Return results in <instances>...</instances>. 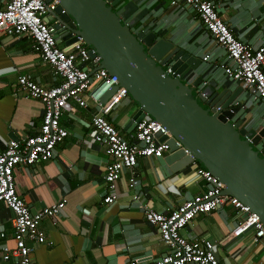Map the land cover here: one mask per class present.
<instances>
[{
	"label": "crops",
	"instance_id": "crops-1",
	"mask_svg": "<svg viewBox=\"0 0 264 264\" xmlns=\"http://www.w3.org/2000/svg\"><path fill=\"white\" fill-rule=\"evenodd\" d=\"M7 0H0V7ZM134 1L147 15L134 28L154 30L166 41L173 42L201 60V72L207 74L205 82L215 78L227 83L232 90L240 89L237 99L243 126L264 130V103L254 93L228 79L219 64L226 59L222 48L202 25L196 12L183 2L172 5L170 0ZM235 36L242 42L258 47L264 44V0H211ZM159 37V38H160ZM67 48L73 41L59 39ZM205 57H209L205 60ZM29 74L43 87L59 85L49 64L33 51L26 36L0 33V152L12 140H24L38 133L42 124L44 106L38 99L27 97L18 85V77ZM193 78L183 81L192 87ZM88 107L75 105V113L64 114L61 124L69 132L57 146L55 156L48 161L14 168L17 193L35 212L65 199L64 209L54 218H45L41 228L46 234L45 244H31V258L36 264H127L136 259L140 264H152L168 251L159 230L145 220L144 209L152 208L168 213L185 200L201 194L207 183L196 173L202 167L191 163L172 172L163 157H140L133 172L138 185L131 189V170H124L117 183L118 198L105 204L107 194L103 182L109 156L94 141L92 117L103 105L88 100ZM208 107L206 102H200ZM139 105L129 96L114 107L109 119L129 141L134 140L136 126L130 124L138 113ZM264 149V139L257 146ZM178 163V162H177ZM139 196L138 200L134 195ZM13 213L0 203V264H16L15 259L5 261L1 246L15 247ZM245 218V214L231 204H224L209 214L196 216L182 231L189 240H210L221 264H264V238L254 242V231L239 236L232 231ZM1 233L5 236L1 237Z\"/></svg>",
	"mask_w": 264,
	"mask_h": 264
},
{
	"label": "built area",
	"instance_id": "built-area-1",
	"mask_svg": "<svg viewBox=\"0 0 264 264\" xmlns=\"http://www.w3.org/2000/svg\"><path fill=\"white\" fill-rule=\"evenodd\" d=\"M178 2L185 3L196 12L202 25L226 51V59L219 64L226 77L236 81L241 87L250 89L254 98L264 103V44L253 47L239 40L211 0H170L172 5ZM57 5L56 0L50 3L44 0H7L0 7V33L26 36L33 51L61 78L59 85L43 87L29 74L18 77L20 90L27 97L40 100L44 112L37 134L22 141L12 140L0 152V203L5 204L13 213L15 241L14 248L1 246L2 258L5 261L14 258L16 264H36L31 258V244L47 242L41 222L45 218L56 217L67 201L63 199L33 212L17 193L14 168L45 162L55 156L57 146L69 135L61 124L62 116L75 113V105L86 108L89 99L100 104L112 88L118 87L91 121L94 141L104 148L110 158L103 176L107 190L103 198L105 204L110 205L117 200V183L124 170L132 171L129 187L134 189L138 181L133 170L138 159L165 156L170 150L167 140L172 138L166 127L146 116L137 123L134 140L129 141L106 118V114L128 97V92L119 86L117 76L99 67L100 58L91 57V47L81 36L78 35L76 41L67 48L60 47L53 25L45 21ZM54 24H58V21L54 20ZM160 137H166L167 140L160 141ZM177 144L181 146L179 142ZM193 163L197 164V160ZM196 173L208 185L204 192L185 200L168 213L148 207L144 209L146 222L159 230L161 240L169 249L161 259L152 264H221L213 242L207 239L189 240L182 231L196 216L209 214L224 204H231L245 214V218L232 231L233 236L253 230L255 243L264 238V224L256 213L238 199L224 196V184L208 169L198 166ZM134 199L138 200L139 196L135 194ZM4 236L1 233V237ZM127 264L140 263L132 259Z\"/></svg>",
	"mask_w": 264,
	"mask_h": 264
},
{
	"label": "water",
	"instance_id": "water-1",
	"mask_svg": "<svg viewBox=\"0 0 264 264\" xmlns=\"http://www.w3.org/2000/svg\"><path fill=\"white\" fill-rule=\"evenodd\" d=\"M56 1L45 21L53 25L57 39L74 42L81 36L91 47V57L100 58L99 67L118 77L119 86L140 107L130 124L135 127L149 116L170 131L172 138L159 140L170 146L165 162L172 172L197 160L222 181L224 196L238 199L264 224V149H257L264 130L243 126L240 89L232 90L215 78L206 83L201 60L154 30L146 32L141 26L134 32L148 12L134 1ZM185 78H193L192 86L200 92L194 94ZM117 89L112 88L101 103Z\"/></svg>",
	"mask_w": 264,
	"mask_h": 264
},
{
	"label": "trees",
	"instance_id": "trees-1",
	"mask_svg": "<svg viewBox=\"0 0 264 264\" xmlns=\"http://www.w3.org/2000/svg\"><path fill=\"white\" fill-rule=\"evenodd\" d=\"M200 165H201L202 167H204L203 164L200 163Z\"/></svg>",
	"mask_w": 264,
	"mask_h": 264
}]
</instances>
